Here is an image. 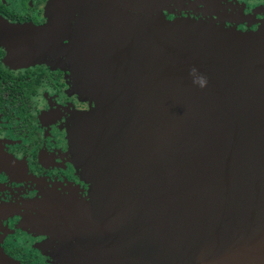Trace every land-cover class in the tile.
<instances>
[{"label":"water","instance_id":"95a60500","mask_svg":"<svg viewBox=\"0 0 264 264\" xmlns=\"http://www.w3.org/2000/svg\"><path fill=\"white\" fill-rule=\"evenodd\" d=\"M70 1L83 14L62 48L94 103L71 132L92 188L68 227L72 263L263 261L264 21L243 31L167 19L176 0Z\"/></svg>","mask_w":264,"mask_h":264},{"label":"flooded vegetation","instance_id":"af4514ba","mask_svg":"<svg viewBox=\"0 0 264 264\" xmlns=\"http://www.w3.org/2000/svg\"><path fill=\"white\" fill-rule=\"evenodd\" d=\"M176 1L163 10L167 19L243 31L264 21V0ZM54 2L55 39L46 32ZM82 14L70 0H0V264H73L68 227L90 214L92 188L71 132L94 103L80 95L62 48Z\"/></svg>","mask_w":264,"mask_h":264},{"label":"clouds","instance_id":"9594fccd","mask_svg":"<svg viewBox=\"0 0 264 264\" xmlns=\"http://www.w3.org/2000/svg\"><path fill=\"white\" fill-rule=\"evenodd\" d=\"M200 83H201V86H204V84H205V82H204V81H201Z\"/></svg>","mask_w":264,"mask_h":264}]
</instances>
